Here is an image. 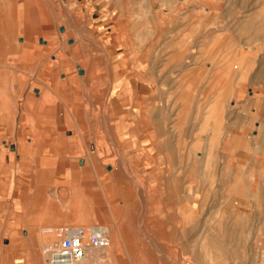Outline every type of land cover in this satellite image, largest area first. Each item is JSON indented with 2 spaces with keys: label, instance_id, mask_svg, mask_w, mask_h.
Here are the masks:
<instances>
[{
  "label": "rangeland",
  "instance_id": "rangeland-1",
  "mask_svg": "<svg viewBox=\"0 0 264 264\" xmlns=\"http://www.w3.org/2000/svg\"><path fill=\"white\" fill-rule=\"evenodd\" d=\"M12 5H15L14 13ZM2 12H5L4 23L10 28L8 32L10 40H13L10 42L13 48L16 41H20L16 40L15 32L27 26L28 30L30 22L39 28L41 24L51 25L46 28L58 37L56 53L66 45L70 47V42L74 43L73 49L64 54L68 66L74 70V74L68 78L79 79L80 75L83 82H77L75 90V81L68 82L67 94L74 93L79 100L71 101L72 104L67 102V111L65 107L58 110L62 117L58 123L63 127L66 113L70 117L74 115L75 124L76 118L87 120L84 136L89 143L94 141L99 147V151L93 153L88 149L87 153L97 154L99 158L95 164H99L105 172L109 165L113 166L120 158L128 160L129 146L131 149L136 146L130 144L128 133L123 132L127 129L123 122L130 116L137 115L136 121L131 124L132 120H127L124 123L141 131L148 125L145 118L148 110L155 114L171 115L181 108V114L187 109L191 115L188 125L192 129L187 131L190 138L183 136L182 128L168 129L167 135L178 142L179 149L176 151L180 155L186 156L190 152L189 158L193 155L194 159L197 158L194 164L195 168H199L198 172L192 176L185 175V178L182 176V179L186 186L189 184L191 187V190L185 188L186 194L191 197L186 196L184 204L191 205V199H194L195 207H200L199 212L184 213V223L165 220L172 217V210H162L167 206L160 201L157 193L163 183L141 172V166L136 167L134 162L132 166L136 168L129 173L130 165L126 161L124 168L128 169V174L120 172L119 181L129 185V199L120 205L122 209H129V216L121 213L114 218L109 213L110 222L101 221L97 219L98 207H111L108 193L111 183L105 185L107 191L103 190L102 185L107 181L102 182V176L96 175L90 163L89 172H76L67 180L62 178L51 184V195L45 198L47 206L56 207L58 222L44 218L39 221V229L50 231L55 228L58 233L66 226L107 225L114 243V230L119 227L121 234L120 237L117 235L118 241L127 239V244L118 245V252L125 259L120 254H114L115 246L111 244L106 250L110 254L108 264H264V78L258 73L264 60V0H0V14ZM248 19H253V26L244 27ZM255 26H259L260 30L254 29ZM61 27L66 30L61 31ZM8 29L2 30L6 34ZM77 36L84 41L78 49ZM40 37L37 40L42 44L44 42ZM3 38L0 35L1 45ZM13 56L10 53L2 55L3 65L14 63L13 66H16L11 59ZM86 58L90 61L88 65L83 63ZM43 65L44 62L33 64L32 61L25 64L27 71H33L35 67L40 74ZM97 65L100 67L96 68ZM78 66L82 69L81 74ZM89 69L97 74L96 81L100 78L98 81L100 88H104V99L96 98L98 85L96 81L90 83L87 80ZM130 77L133 79L131 82ZM10 81L12 77L0 86V95L6 104L3 111L5 117L1 118L4 123L0 125V146L8 143L9 149L15 153L16 142L7 141V138L13 136L14 129L15 135H19L20 116L16 122L15 113L17 110L22 112L24 94L20 93V100L14 103L11 96L18 94V91ZM114 85L124 100H114L118 106L114 104V111H111L107 96L110 92L111 96L118 95ZM54 88L58 87L51 90ZM53 91L57 93L55 89ZM77 104L81 109L76 112ZM128 106L133 111L127 109ZM103 111L108 129L117 125L114 134L110 135L111 138L113 135L117 137V140L114 136L109 139L113 144L106 138L108 132L96 124L97 116ZM106 112L115 118L108 117ZM42 118L52 122L49 115ZM171 119L176 120V115ZM37 120L41 122L38 117ZM31 125L30 134L37 140L36 143H42L41 140L49 136V129L37 134L32 132ZM67 127L73 129L75 126L69 124ZM71 133L69 131L67 135ZM30 134L26 138L30 137L31 140ZM194 134L196 146L188 150ZM27 139L20 142L27 144ZM86 144L87 141L74 143L68 146L72 153L69 148L68 152L75 155ZM136 148L141 152L137 155L140 163L145 152L140 145ZM85 152L82 158L87 157ZM19 154L23 156L24 153ZM15 157L18 158V155ZM146 157L151 156L147 154ZM5 158L0 162L7 169L3 180H0V192L6 194L5 208L0 212V227L3 225L9 233L18 230L25 237L23 231L28 226L27 216L25 221L17 220L22 217L21 199L24 193L34 192L35 179L39 174L37 168L40 166L29 163V160L22 162L16 158ZM77 159L72 167L74 171L80 168L81 157ZM150 166L148 162L145 168ZM169 168L171 174L174 167ZM171 175L168 177L170 180L174 177ZM47 177L42 173L41 188H38L42 195L43 188L50 181V177L49 180ZM82 177H85L84 185L88 189L80 188L82 182L77 180ZM44 201V197L36 193L30 202L29 213L53 217L54 213L45 207ZM81 201L89 209L92 219L89 223L77 221L78 217L75 216L79 213ZM61 214L63 217L72 215L71 220L59 222ZM156 214L161 221L154 219ZM33 220L31 217V237L36 228ZM39 231L42 237L48 234L52 236L49 240V236L41 240L38 247L33 243L34 239L25 240L26 249L22 254L28 259L33 257L36 250L37 263L50 264L49 252L57 247L60 237L52 232ZM9 237V234H3L1 244H7ZM18 242L16 239L11 242L9 253H15L20 248ZM98 254L103 253L91 251L87 264H100L94 259ZM37 263L32 260L25 262Z\"/></svg>",
  "mask_w": 264,
  "mask_h": 264
},
{
  "label": "crops",
  "instance_id": "crops-1",
  "mask_svg": "<svg viewBox=\"0 0 264 264\" xmlns=\"http://www.w3.org/2000/svg\"><path fill=\"white\" fill-rule=\"evenodd\" d=\"M30 23H31L30 28L28 30L26 29L28 28L27 26L26 28H23L15 32L16 40H20V41L19 42L16 41L17 44L15 45L14 48L13 46H11L12 43H10L11 41H13V40H10V34H9L10 32L7 31L5 34V32L2 29H0V35L4 36L3 38L4 43L2 45L0 44V86L3 84L4 81L8 80L9 77H12V81L10 82L11 84L16 86V90L18 91V94L16 95L12 94L11 96L12 101L14 103H18V101L20 100V97L22 96L20 95V93L24 94L23 95L24 97L22 99L24 100L23 105H22L23 106L22 112L20 113L17 110V112L15 113L16 122H17L18 116H20L19 135L18 136L15 135L16 130L14 129L13 136L7 138V141L16 142L15 153L17 152V150L18 151L20 150L19 153L20 152L24 153L23 154L24 157L19 156V153H18V158L13 156V154L15 153L9 149L10 144L7 143L4 146H0V162H2V160L4 159H7L5 157H8V159H15V158L20 159L22 162H25V160H29L31 161L29 163H32L35 166L37 165L40 166L37 168L39 170V174L37 175V179H35L34 192L31 194L24 193L21 199L22 202L21 200L18 199V201H20L22 204L21 206V209H22L21 216L22 217L18 218L17 220L25 221L24 219L27 216L26 221H27L28 226L23 231V234L25 235V237L21 236L18 230L15 232L9 233V230L3 227V225H1L0 227V264H25V262L28 263V260H32L36 263L38 262L37 260L38 255L36 254V250L34 252L33 257H29L28 259H25L22 252L26 249L25 240H28L30 238L34 239L33 243H35V245H37L38 247V243H41V240H45L47 236H49L48 238L49 240L50 237L52 236L51 234H48L47 236L42 237L39 230L44 231L45 229H39L40 228L39 221H42L44 218H47L50 221L58 222L57 217H56L58 216V211L56 207L47 206L46 198H45L46 196L51 195V191H52L50 189L51 184L53 182L56 183L59 179H62V178L67 180L70 178V176L73 177L74 173L76 172H81V173L89 172L90 163H92L93 169L96 175H98L99 177L102 176L101 177L102 182L107 181L106 184L104 183L102 185L103 190L107 191V189L105 188V185H107L108 183H111V187L108 190V193L110 195L109 197L111 199L109 202V205L111 207L108 209H106L104 205H99L98 207L99 217L97 219H100L101 221L110 222L109 220L110 216L108 215L109 213H112V216L114 218L119 217L121 213L125 214L126 216L127 215L129 216V213H130L129 209L128 208L122 209V206L120 205L121 202L127 203L129 199L128 198L129 185L127 183L122 184L119 181L120 172H122L124 175L128 174L127 173L128 169L124 168V164H126V161H128L129 162L128 164L130 165L129 173L132 172L137 166L138 167L141 166L140 168L141 172L143 171V173H147L153 179L155 178V180L161 181L163 183V186L160 187L159 189L160 192L157 193V195L160 201L164 205L167 206L166 208L162 210H166V209L172 210V217H167L165 220L176 222L177 224L179 222L184 223L185 221L183 217L184 213L186 214L187 212H190L191 214V213L199 212L200 207L199 206L195 207L194 199H191V202H192L191 205L187 203L184 204V201L187 200L185 199V197L188 196L189 198L190 196L189 194H186L185 188L188 187V190H191L190 189L191 187L189 184L186 186L185 182L182 179V176L183 177L185 175L192 176V174H194L195 172H198L199 168L198 167L195 168V164H194L197 162L196 161L197 158L194 159V155L191 158H189L190 152L189 154L187 152L186 156L184 155L182 156V154L180 155V153L176 151V149L177 150L179 149V145H177L178 142L176 141V139H173L167 135V133L169 132L168 129L182 128V130L184 131L183 136H186L187 139L190 138L188 136L189 132H187L188 130L192 129L191 126L188 125L189 123L188 118L191 116L189 114L190 112L188 113V110L185 109L183 110L181 114L180 113L181 108H180L176 111V114L169 115L168 113L167 114H155L148 110V115H145V118L148 121V125H146L143 129H141V131H138V129H134L133 127L135 126L130 127L129 125H126L124 123V122H128L127 120H132L130 121L132 124L134 121H136L137 115H135L134 117L130 116V118H127V120L123 122L124 127H126L127 129L123 130V132L128 133V138H129V141L132 142L130 143L132 144V146L136 145L135 147H137V145L138 146L140 145V147L143 148L145 152L144 157L141 159V162L138 163L137 155L141 154V152H139L137 148L135 149V147H133L134 149H131L130 148L131 145H130L128 149V153H127L128 160L125 157L120 158L119 161L116 162L113 166L109 165L107 167V172H105L104 169H102V167L99 166V164H95L96 163L95 161H97V158L99 157L93 156L92 158H89V155L87 153L88 149H91L93 153H95V150L99 151V147L98 145H96V142L90 141L89 143L88 140L84 136V126H85V123H87V120H84V125L81 129H78L75 127L73 130L72 128H69L67 126L69 124H72V126L73 125L75 126L74 115L70 117V115L66 113V115L64 116L65 124L62 125L63 127H61L58 123L62 119L61 114H59L58 110L60 111L62 110V108L65 107L67 111L69 110L68 109L69 102L71 103V101L79 100L75 97L74 93L67 94L69 92V88H68L69 86L67 84L62 85V82L67 81L68 77L74 74L73 73L74 70H72V68L68 66V63H67L68 60H65L66 58L64 56V54H67L70 52V49H73L72 45L74 43L70 42L71 43L70 47L66 45L63 48H60L61 50H58V53H56V47H58V39H57L58 37L56 36L55 32H53L52 30H48L46 28L47 26H51V25L41 24L39 28L37 27V24L33 26L32 22ZM73 29H76V27L75 28L73 27ZM65 30L66 29H64V27H61V31H65ZM19 34H22V36ZM68 35L69 34H67V36ZM38 36H42L40 38H42L41 42H44L42 43L44 46H42L41 43H38V40H37ZM59 37H64V35L59 36ZM7 41H8V45H7ZM64 41L65 39L63 38V42ZM81 41L76 40L77 42L76 44L78 45L76 49H78L79 46L80 45L82 46V44L84 43L83 40ZM65 48H68V49H65ZM53 51L55 52V54ZM9 53L14 54V56L11 59L14 62H16V66H13L14 63L3 65L4 63L2 62V55L9 54ZM59 53H61L63 56L62 60L60 59L58 60L57 58V55ZM31 61L33 62V64L37 62H40V63L44 62L43 71L40 69V66L38 67L42 71L41 74L39 73L38 69H36L35 67H33V71H27L25 64H28ZM99 67H100L99 65L96 66V68H99ZM79 68L81 69L80 66H78V70ZM81 73H82V69L79 74ZM139 73L142 74L143 72H139ZM78 76H79V79L77 80L79 84L81 82V79H80V75ZM26 77H29L27 78L28 80H26ZM71 79H76V78H71ZM99 79L100 78L98 77L96 81L98 85L96 89V92H97L96 98H98V100L105 98V92L103 91L104 88L103 89L100 88L101 83H99L98 81ZM131 80L133 79H131L130 77L129 82H131ZM28 84H30L31 87L28 88L27 87ZM59 85H62V86L59 87ZM49 86H54V87L57 86L58 87L56 88L57 93L51 90ZM115 89H117V86H115ZM117 92H118V95L114 94L113 96H111V92H110L109 95L107 96L109 107L110 106L112 107L111 109L109 108V110L111 111H114V108H113L114 104L118 106V104L114 102V100H119V102L124 100L121 98L122 94L121 92L118 91V89H117ZM143 95L145 96L144 93ZM42 98L45 100L43 109H41L40 104L36 102V101H40V99ZM50 99H53L52 103L50 102L51 101ZM111 100L113 101L112 105H110ZM4 106H6V104L4 103V97L0 95V109H1L0 110V125L4 123L3 119L1 121V118L5 117V114L3 112L5 111ZM119 106H122V105L119 104ZM124 108L125 107H123V109ZM75 109H76V112L80 110L81 109L80 104H77ZM127 109L132 110L130 106H128ZM135 114H137V112H135ZM30 115L33 117H30ZM44 115H47V116L49 115V118H51L52 122L50 123L48 122L47 119H43L42 116ZM107 115L108 117L112 116L108 114V112H107ZM175 115L177 119L173 121L171 118ZM37 117L41 119V122L37 120ZM97 117L98 118H96V124L98 125V128L103 129V131L108 132L109 136L106 138L109 141V143H111L109 139H113L114 135L112 136V138L110 137V135L114 134L113 132L116 131L117 125H115L113 129H108L107 124L104 119V111L102 112L101 115ZM170 122H172V124H170ZM31 124H33L32 132L37 133V134L45 132L44 129H49V132H48L49 139L48 140H49V144L51 145L50 147L51 150L46 151V152L42 151L41 155L37 159L35 158L34 155L31 156V153H30L29 145H31L32 143H36L37 141L34 139L33 134H30L31 126H32ZM185 129H186V132H185ZM69 131H71L72 133L67 135ZM28 133L30 134L28 136H32L31 140H30V137H28V139L26 138L27 137L26 135ZM154 137L156 138V140H154ZM115 138L117 140V137ZM26 139H27V144H23V142H20V140L25 141ZM183 139L185 140V137H183ZM85 141H87L88 144L84 145V147H81L79 153L74 155L68 152V148H69L70 152L72 153L71 148L68 146L74 143H78V142L83 143ZM195 141H196V135L194 134V136L191 137V142L189 143V146H187L188 150L189 149L192 150L195 148V147L193 148V146H196ZM116 142L114 144H116ZM169 149H172L171 152H169ZM83 152H85L84 155L87 157L82 158ZM47 153L52 154L51 156L52 158L49 157ZM147 154H149L151 157H146ZM78 156L81 157L79 161L80 168L74 171L72 167L75 164V162L78 160L77 159ZM85 159H88L87 163L85 162ZM44 161L45 163H43ZM133 162H134V165H136L135 168L132 166ZM148 162L151 164V166L150 168L146 169L145 165ZM67 163H70L69 167L68 166L66 167ZM169 166L174 167L173 170L171 169L172 170L171 174L174 177H172V175L169 173V169H170ZM6 171L7 169H5L2 163H0V180H3V177H4L3 175ZM42 173L45 175H48V177L50 175V181L47 182V184L45 185L46 187L44 186L45 188L43 189L42 192H43V197L45 200L44 201L45 207L54 213L53 217H47V216H41V215L33 216L31 213H29V208L31 206L30 202L32 201V198H34L36 193H38V196H39L40 189L38 190V188L39 187L41 188ZM170 175L172 177L171 180L168 178ZM77 181L82 182L80 183V186H81L80 188L82 190L89 188L84 185L85 177L84 178L82 177L81 180H77ZM52 195H55V194H52ZM5 196L6 194H3V192H0V212L3 211L5 208L4 207V203H5L4 197ZM26 196H28L27 199H25ZM193 196H195V194H193ZM82 201H81L79 213L77 212L78 215L75 214V216L78 217L77 221L80 220V222L82 223H89L90 221H92L89 215V209L85 205H83ZM183 205H189V206L183 207ZM71 216L72 215L63 217L61 214L59 215L60 217L59 222H62L64 220L66 221L67 219L71 220ZM31 217L34 218L33 222L36 223L35 234L32 235L33 237L29 235V228L31 226L30 224ZM154 219L161 221L157 214L155 215ZM109 225L118 226V224H109ZM57 230L58 229L54 228V229H51L50 231H44V232H52L54 233L56 237H58L59 235L57 233ZM118 230H119V227H116V230H114L116 232L115 242L113 243V245L115 246L114 254H120L125 259L124 255L118 252L119 251L118 245L122 243L127 244V239L126 241L122 240L121 242H119L117 237L118 236L120 237L121 233ZM3 234H7V235L9 234L10 236L9 242L5 245L1 244ZM14 239L19 241L18 243H19L20 248L17 249L15 253H9L8 251L11 250V248L9 249L8 247H10V244ZM107 260H109V256Z\"/></svg>",
  "mask_w": 264,
  "mask_h": 264
},
{
  "label": "built area",
  "instance_id": "built-area-1",
  "mask_svg": "<svg viewBox=\"0 0 264 264\" xmlns=\"http://www.w3.org/2000/svg\"><path fill=\"white\" fill-rule=\"evenodd\" d=\"M58 235L60 241L57 247L49 252L50 264H84L91 257L92 250H106L111 244L109 231L101 224L66 226ZM98 262L108 264L105 258H100Z\"/></svg>",
  "mask_w": 264,
  "mask_h": 264
},
{
  "label": "bare ground",
  "instance_id": "bare-ground-1",
  "mask_svg": "<svg viewBox=\"0 0 264 264\" xmlns=\"http://www.w3.org/2000/svg\"><path fill=\"white\" fill-rule=\"evenodd\" d=\"M13 6V9H12V13H14L15 11H16V9H15V5H12ZM4 16H5V12H2L1 14H0V29H8L9 27H8V25H5V21H4ZM252 23H253V19H248V20H246L245 21V24L243 25L244 27H250V26H253L252 25ZM18 25V24H17ZM16 25V26H17ZM15 26V27H16ZM243 27V28H244ZM10 29V28H9ZM7 30V31H10V30ZM254 29H257V31H259L260 30V28H259V26L257 27V26H255L254 27ZM77 38H78V40L79 41H81L82 39L81 38H79L78 36H77ZM82 42V41H81ZM77 46V45H76ZM57 58L58 59H60V60H62L63 59V56H62V54L61 53H59L58 55H57ZM87 62H89L90 63V61H89V59H85L84 60V65H88L87 64ZM80 69V68H79ZM81 70V69H80ZM258 73L260 74V75H262V77L264 78V60L262 61V64H261V66H260V68H259V71H258ZM87 80L88 81H91L90 83H93V82H95L96 81V78H97V74H95L94 73V71L93 70H91V69H89V70H87ZM59 79V78H58ZM75 81L74 83L75 84H73V89L75 90L76 88H75V86H76V83L78 82V80H77V78L76 79H71V78H68L67 79V81H64V82H62V85L63 84H68V82H70V81ZM83 81V80H82ZM81 81V82H82ZM55 83V82H54ZM73 83V82H72ZM50 85H51V83H50ZM53 85V84H52ZM62 85H60V86H62ZM50 88H52V87H54V86H49ZM55 90H56V88H54ZM53 89V90H54ZM74 95H76V94H74ZM51 100V99H50ZM49 101V100H48ZM41 105H40V107L41 108H43L44 107V104H45V100L42 98V99H40V101H38ZM51 102V101H50ZM52 103V102H51ZM107 113V112H106ZM78 115V114H77ZM76 120H77V123L75 124V127L76 128H78V129H81L83 126L82 125H84L83 123H82V121L79 119V118H76ZM84 122V121H83ZM74 126V125H73ZM72 126V127H73ZM75 127H73V130H74V128ZM132 127V126H131ZM77 136V135H76ZM74 138V137H73ZM49 136H47V137H44V139L42 140V143H37V144H31V145H29V147H30V153H31V156L32 155H34L35 156V158L37 159V158H39V156L41 155V153H42V151L44 152H46V151H50L51 150V145H48L47 144V142L49 143ZM16 155H18V152H17V154H13V156H16ZM47 155H52V154H49V153H47ZM90 155V157L92 158L93 156H95V157H97V155L95 154V155H93V154H89ZM19 156H20V154H19ZM87 161H88V159H87ZM77 170V169H76ZM49 177H50V175H49ZM49 177H47V180H49ZM45 178V177H44ZM43 181V180H42ZM47 182V181H46ZM44 183H45V179H44ZM49 186V185H48ZM44 189V188H43ZM39 195L40 196H42L43 197V195L42 194H40L39 193ZM43 199V198H42ZM193 223H195V221L193 222ZM96 225V224H95ZM194 225V224H193ZM91 226H94V225H91ZM104 227H106L107 229H108V231H109V235H110V237H111V244H113V240H112V236H111V233H110V228L107 226V225H103ZM192 226V225H191ZM90 227V226H89ZM114 232V231H113ZM121 233V232H120ZM114 234V233H113ZM227 235V234H226ZM229 235V234H228ZM227 235V237H230V236H228ZM114 237V236H113ZM219 240V239H218ZM220 241V240H219ZM221 241H222V239H221ZM223 242H224V240H223ZM226 242V241H225ZM214 242H212V244H213ZM219 243V242H218ZM222 243V242H221ZM110 244V245H111ZM223 244V243H222ZM221 245V244H220ZM219 245V246H220ZM218 246V245H217ZM110 247V246H109ZM109 247L106 249V250H108L109 249ZM13 249H15V248H13ZM106 250H92V251H97V252H100L102 255H99L98 254V256H96L95 255V262L96 261H98L100 258H105L106 260L108 259V251H106ZM194 250V252H195V249H193ZM195 260V259H194ZM198 261V260H197ZM84 264H87V261L84 263ZM236 264V263H235Z\"/></svg>",
  "mask_w": 264,
  "mask_h": 264
}]
</instances>
